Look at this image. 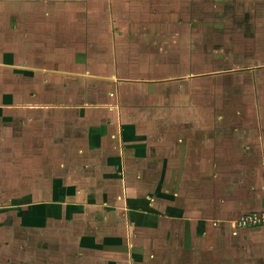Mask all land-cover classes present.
Wrapping results in <instances>:
<instances>
[{"label":"rangeland","instance_id":"374dc122","mask_svg":"<svg viewBox=\"0 0 264 264\" xmlns=\"http://www.w3.org/2000/svg\"><path fill=\"white\" fill-rule=\"evenodd\" d=\"M76 10L67 42L51 46L66 74L0 77V96L56 95L76 108L20 120L0 109V264H264V224L240 223L264 211L227 222L212 206L225 181L256 174L259 158L233 150L224 166L213 151L211 167L202 150L215 135L236 147L264 134V0ZM98 123L109 139L86 155L82 133ZM121 123L134 135L120 136Z\"/></svg>","mask_w":264,"mask_h":264},{"label":"crops","instance_id":"0c3cea01","mask_svg":"<svg viewBox=\"0 0 264 264\" xmlns=\"http://www.w3.org/2000/svg\"><path fill=\"white\" fill-rule=\"evenodd\" d=\"M98 0H0V77L1 76H15L20 79H29L31 77L43 76L53 79L62 77L66 74L65 69H58V54L55 48L51 49L56 43L58 37L60 42L65 43L67 36L73 26V6L79 5V11L83 14H88L94 10H90V7L96 6ZM101 1V0H100ZM88 16L84 15L79 20V26L88 23ZM67 42V41H66ZM60 60V59H59ZM58 70L60 71L58 73ZM64 107V109H76L72 104L64 101H57V96L53 97V100L49 101H35L31 96L16 97L10 91L4 92L0 96V109L11 113L12 117L16 115L17 118L23 119L27 116L36 115L37 112L42 115L53 114V110ZM61 109V108H60ZM79 112L83 115V118L87 116V111L82 108H78ZM25 116V117H24ZM12 119V118H11ZM86 119V118H85ZM119 126V134L123 136H133L135 130L133 127ZM127 125V124H126ZM118 128V129H119ZM108 124L98 123L89 126L84 133H82V139L79 144L81 150L86 151V155H91L97 152L102 147V143L109 139ZM205 147H202L203 154L207 155L210 159L209 166L212 165L211 155L213 151L217 152L215 158H220L221 165L227 166L228 160L231 158V151H243L242 157H245L244 153H251L257 158L259 163L255 166L257 170L256 174H250L241 172V182L232 187L230 181H225L223 185V193L219 188L220 197L212 206L225 207V215H222L224 220L231 222L232 214H247L249 212L264 211V134L254 136L253 143L250 138H243L238 141V145L233 147L230 144L232 138L230 136L222 137L220 135L207 139ZM212 140L219 141L217 149H212ZM222 140V141H220ZM250 141V142H249ZM83 144V145H82ZM85 144V145H84ZM240 146V150H239ZM230 147V149H229ZM251 147V148H250ZM237 148V149H236ZM195 150V149H194ZM255 150L261 153L254 154ZM201 151V149H198ZM196 152V151H195ZM188 154L187 157H196L198 154ZM226 154V156H225ZM258 154V155H257ZM261 154V155H260ZM184 156V153L181 154ZM224 155V158L221 157ZM244 155V156H243ZM246 155V156H248ZM201 156V155H200ZM261 156V157H260ZM186 157V156H185ZM228 158V159H227ZM238 163V162H237ZM217 167L216 165H212ZM211 166V167H212ZM240 166V163L237 164ZM236 166V167H237ZM66 167V166H65ZM223 167V166H222ZM221 167V168H222ZM229 167V166H228ZM195 168V167H194ZM200 170V169H199ZM217 171V170H216ZM218 171H221L218 170ZM260 172V175H259ZM252 173V172H250ZM232 177V176H231ZM230 176H226L227 179ZM228 183L232 188L227 186ZM194 210V209H193ZM237 216V215H236ZM200 233V229L196 230ZM191 231L184 230L182 237L188 238L192 234ZM192 233H195V231ZM190 246L184 245L182 252H186ZM110 253L114 255L126 254L127 247L125 245H112L107 247ZM106 250L101 249L104 253Z\"/></svg>","mask_w":264,"mask_h":264},{"label":"built area","instance_id":"2783aa9c","mask_svg":"<svg viewBox=\"0 0 264 264\" xmlns=\"http://www.w3.org/2000/svg\"><path fill=\"white\" fill-rule=\"evenodd\" d=\"M240 223L242 225L264 224V214H262V216H259L258 214L244 215L243 217L240 218ZM249 223H251V224H249Z\"/></svg>","mask_w":264,"mask_h":264}]
</instances>
